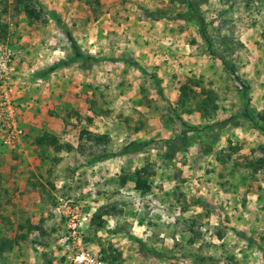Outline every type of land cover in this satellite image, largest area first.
I'll return each mask as SVG.
<instances>
[{"label": "rangeland", "instance_id": "1", "mask_svg": "<svg viewBox=\"0 0 264 264\" xmlns=\"http://www.w3.org/2000/svg\"><path fill=\"white\" fill-rule=\"evenodd\" d=\"M31 1L0 0V264H64L72 211L107 264H264V0Z\"/></svg>", "mask_w": 264, "mask_h": 264}, {"label": "built area", "instance_id": "2", "mask_svg": "<svg viewBox=\"0 0 264 264\" xmlns=\"http://www.w3.org/2000/svg\"><path fill=\"white\" fill-rule=\"evenodd\" d=\"M22 132L21 128L11 130L7 134L6 142L11 141L14 135ZM68 222L64 236L61 238L67 243L69 252L65 255L64 264H107L98 254L92 253L84 242V227L88 222V216L72 211L67 215Z\"/></svg>", "mask_w": 264, "mask_h": 264}, {"label": "trees", "instance_id": "3", "mask_svg": "<svg viewBox=\"0 0 264 264\" xmlns=\"http://www.w3.org/2000/svg\"><path fill=\"white\" fill-rule=\"evenodd\" d=\"M3 1H5V0H3ZM19 4L22 6L23 12L25 13V15L29 19H31V20H40L41 19L42 15L44 13L42 7H37L31 0H19ZM188 6H189L190 10L192 11L193 16H195V18L197 19V21L199 23V28H200V32H201L202 36L204 38H207V33L205 30V21H204L202 14H201L200 9L197 6H195L193 2H188ZM67 37H68V39L71 43V46L73 48L74 57L83 58L84 56L78 50L76 41L74 40L73 36L69 32H67ZM93 136H95L97 139L101 140L106 135L94 134ZM137 146H141V144L140 145H133L130 148H128L127 150H124V152H128L129 150H133V149L137 148Z\"/></svg>", "mask_w": 264, "mask_h": 264}]
</instances>
